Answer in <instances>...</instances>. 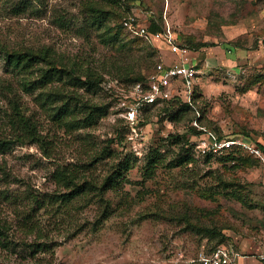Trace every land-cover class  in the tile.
<instances>
[{
  "label": "rangeland",
  "instance_id": "rangeland-1",
  "mask_svg": "<svg viewBox=\"0 0 264 264\" xmlns=\"http://www.w3.org/2000/svg\"><path fill=\"white\" fill-rule=\"evenodd\" d=\"M133 15L146 25L154 16L192 48L203 124L264 145V0H0V140H9L0 150V264H189L217 244L207 227L244 254H264V171L254 156L241 149L252 161H224L225 152L206 159L196 147L192 162L173 165L186 153L167 138L190 134L196 114L180 111L181 98L147 106L135 127L127 118L129 77L173 59L124 24ZM117 30L121 42L112 41ZM13 52L47 54L57 67L94 70L103 82L38 87L53 64L14 69L6 61ZM67 89L74 113L63 119H83L90 104L102 107L96 122L71 127L54 116L66 98L47 93ZM157 145L162 162L147 175ZM128 153L134 167L125 179L102 187ZM61 170L99 188L67 201L72 186L58 179Z\"/></svg>",
  "mask_w": 264,
  "mask_h": 264
},
{
  "label": "built area",
  "instance_id": "built-area-1",
  "mask_svg": "<svg viewBox=\"0 0 264 264\" xmlns=\"http://www.w3.org/2000/svg\"><path fill=\"white\" fill-rule=\"evenodd\" d=\"M149 23L144 24L138 20L136 15L127 17L124 24L133 33L146 38L154 45L160 44L170 54L174 55L171 61L162 60L156 63L153 71L141 81H136L132 85L133 100L127 110V118L135 127L137 120L147 106H152L159 102L181 98L195 109V115L190 124L200 133L193 139L194 148L197 147L199 154H221L234 147H239L257 158L264 171V147L258 142L252 141L247 136H224L218 131L207 127L201 122V113L196 108L193 93L195 87V77L200 71L198 63L193 61L190 46L179 39L178 34L169 26L153 31ZM158 43V44H157ZM159 46V45H158ZM244 253L233 246L218 245L211 251L203 249L199 257L190 260L189 264L199 262L201 264H236L239 257ZM264 258V254L260 255Z\"/></svg>",
  "mask_w": 264,
  "mask_h": 264
},
{
  "label": "trees",
  "instance_id": "trees-1",
  "mask_svg": "<svg viewBox=\"0 0 264 264\" xmlns=\"http://www.w3.org/2000/svg\"><path fill=\"white\" fill-rule=\"evenodd\" d=\"M151 25L150 28L153 31L156 30H160L162 29V25L157 21V19H155V17L151 16ZM114 36V37H113ZM113 40L114 42L118 41L121 42V36L119 31L117 30L114 34H113ZM179 39H181L182 42H186V40L181 37L180 34H178ZM152 43V42H151ZM153 44V43H152ZM205 43H198L196 46L200 47L201 45H203ZM154 48L156 50H158L159 48H157L156 45H154ZM197 47V48H198ZM192 49V48H191ZM48 55L47 54H43L40 55L38 53H30V52H13V53H7V57H6V61L7 64L9 66H11L14 69H22V70H29L30 68H32L35 64L39 63L40 61H48V64H53V65H49L47 68L43 67L42 68V73L40 74L38 82L40 83V85L38 87H46L48 84L52 83L54 80H58L59 82H70L72 84H77L80 86H86L88 89H96V88H100V85L103 82V76L100 75V73L94 71V70H89V72L84 73L82 71H79L78 68H74V69H68L65 66L64 67H57L53 61H49V59H47ZM199 67V63L197 65ZM85 75V77H84ZM131 76V75H130ZM67 78V79H65ZM131 80L133 81H141L144 80L146 78V76L144 74L138 73L136 76L134 77H129ZM24 86L25 89H32L34 88L33 86V81H24ZM59 94H62V96H64L66 99L64 101V104L61 105L59 107V109L56 110V113L54 116L58 117L59 120L62 122L64 121V124L66 126H73V127H81L83 126V124H92L94 122H96L97 120V116L101 114L102 107L100 106H92L90 104H87L86 109H88V112L86 114V116H83L84 118L79 119L77 117H72L70 120H64L63 118L65 117L66 114L71 113L73 115L74 113V109H70L65 105H68L67 100L68 99H72V98H76V96H74L72 93H70V90H64V92H59V90H50L47 93L46 98L52 96H57ZM197 94L196 91V86L194 87V93H193V99L195 101V96ZM177 99V98H173L171 100H167L164 101L166 102V104H168L169 102L173 103V101ZM77 101V100H76ZM75 101V103H76ZM46 102V101H45ZM163 102V103H164ZM78 103V102H77ZM76 106H78L77 104L74 105V108H76ZM168 105L163 106V111H167ZM192 107L191 105H189V103L187 102H183L181 104V110H190ZM179 111V112H180ZM28 123L27 124H32V122L30 121V119H27ZM31 126V130H32ZM33 133L30 134L29 139L33 140V139H38V133L35 132V129L32 131ZM192 132V133H191ZM191 132L188 135H184V134H178V133H174V134H170L169 137L167 138L168 141L170 143L173 144H178L181 147V152H185L186 154H183L182 156L176 157L175 159H173V161H171V163L173 165H185L190 163V161L192 162L195 159V156L193 153V149H194V143H193V138L191 137V135H199V131L191 126ZM259 143V142H258ZM262 147H264L263 144L259 143ZM160 145H157L156 147L152 148V150H150L149 155H148V165L146 166V172L145 174L149 175L150 173L155 172L154 170L157 169L156 166H158V164L160 162H162V158L163 155L162 154V149L160 148ZM9 148V140L8 139H3L0 140V150L2 149H6ZM241 150L239 147H234L232 149L227 150L223 155L221 156V158H223L222 160L227 161L228 159H236L239 162H244V163H248L249 161H252L251 157L247 156V157H243L241 154H239V151ZM238 152V153H236ZM251 155V154H250ZM213 154H208L206 155V159H210L212 158ZM253 157V155H251ZM253 160L258 161L255 157H253ZM259 162V161H258ZM134 165L131 162L130 159V155L129 153L123 158L122 161H120L116 168L114 167V170L112 171L111 174H109L104 182L102 187L105 188H109L111 186H114L116 184L119 183V181L123 178L125 179V174L131 170V168H133ZM122 176V177H121ZM58 179L60 181L63 182V184L67 187L70 188L72 186V191H69L68 193H63L64 197L66 198V200H70L74 197L77 196H81V195H89V192H92V187H96L97 189L99 188L98 185H93V183H89L88 181H85L84 183H78L79 180V173L78 171L74 170H61L60 172H58ZM234 184V183H232ZM228 187V186H227ZM229 188V187H228ZM234 195L235 192L233 193ZM244 199V198H242ZM205 232L211 236V237H216L217 236V244L215 247H217L218 245H227V246H233L235 249L240 250V247L238 245V243H226V240L228 239V237L222 232V231H218L216 230L214 227L210 228L207 227L204 229ZM1 229H0V242L3 241L1 240L2 236H1ZM214 247V248H215ZM214 248H212L211 250H213ZM210 250V251H211Z\"/></svg>",
  "mask_w": 264,
  "mask_h": 264
},
{
  "label": "crops",
  "instance_id": "crops-1",
  "mask_svg": "<svg viewBox=\"0 0 264 264\" xmlns=\"http://www.w3.org/2000/svg\"><path fill=\"white\" fill-rule=\"evenodd\" d=\"M169 55L172 58L174 56L172 54H169ZM191 56L193 59L195 57H197L196 55H193V54ZM236 264H264V258H262L259 254H257V255H255V254H244L243 256L239 257Z\"/></svg>",
  "mask_w": 264,
  "mask_h": 264
}]
</instances>
